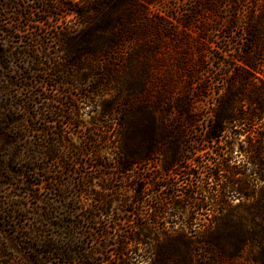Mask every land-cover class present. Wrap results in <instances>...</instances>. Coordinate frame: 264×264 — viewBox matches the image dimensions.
Wrapping results in <instances>:
<instances>
[{
    "label": "rangeland",
    "instance_id": "1",
    "mask_svg": "<svg viewBox=\"0 0 264 264\" xmlns=\"http://www.w3.org/2000/svg\"><path fill=\"white\" fill-rule=\"evenodd\" d=\"M9 3L0 0V264H255L249 250L198 249L219 241L201 201L216 144L200 141L264 0H151L149 21L111 49L116 32L97 25L127 10L113 8L77 28L87 34L71 46L89 52L79 68L62 58L74 18L21 0L22 18ZM255 57L264 72V52ZM173 183L194 199L176 203L164 187ZM30 237L58 251L37 255Z\"/></svg>",
    "mask_w": 264,
    "mask_h": 264
},
{
    "label": "trees",
    "instance_id": "2",
    "mask_svg": "<svg viewBox=\"0 0 264 264\" xmlns=\"http://www.w3.org/2000/svg\"><path fill=\"white\" fill-rule=\"evenodd\" d=\"M21 0H9L7 8L14 9L22 18ZM151 0H34L39 12L51 18L54 10H65L67 16L75 21L67 25L65 30L69 36L66 43L70 48L62 57L70 64L80 67L83 56L89 52L71 46L86 36L85 27L90 22H102L113 8L126 7L125 15L115 24L97 25L103 34H113L112 49L121 45L126 38L133 39L136 34L129 27L149 20L144 16V4ZM140 9L136 15L134 10ZM29 14V13H28ZM31 15V14H30ZM7 24L0 20V30ZM244 33L247 47L241 51V59L224 80V92L212 112L204 137L200 142L216 144L212 153L216 159L212 164L204 161L205 172L202 178V202L204 209L212 211L217 221L215 235L219 241L215 243L207 236L198 247L204 256L225 257L233 253L239 255L246 250L255 264H264V72L257 66L255 56L258 51L264 52V11L256 18H249ZM248 36L250 38H248ZM256 46H260L259 50ZM104 50L103 48L101 49ZM245 137L242 139V137ZM124 170H130L128 167ZM194 176L193 174H189ZM170 189V195L179 199L193 200L194 191L189 188L183 195L178 194L176 183L164 186ZM238 200L236 207L234 202ZM242 208L243 212L240 211ZM235 238L237 244H231ZM30 250L45 257L54 255L51 240H36Z\"/></svg>",
    "mask_w": 264,
    "mask_h": 264
}]
</instances>
